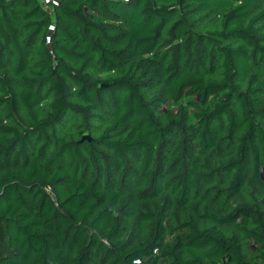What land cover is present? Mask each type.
<instances>
[{"label":"trees","instance_id":"16d2710c","mask_svg":"<svg viewBox=\"0 0 264 264\" xmlns=\"http://www.w3.org/2000/svg\"><path fill=\"white\" fill-rule=\"evenodd\" d=\"M0 264H264V0H0Z\"/></svg>","mask_w":264,"mask_h":264},{"label":"built area","instance_id":"2783aa9c","mask_svg":"<svg viewBox=\"0 0 264 264\" xmlns=\"http://www.w3.org/2000/svg\"><path fill=\"white\" fill-rule=\"evenodd\" d=\"M47 0H44V2H46Z\"/></svg>","mask_w":264,"mask_h":264}]
</instances>
